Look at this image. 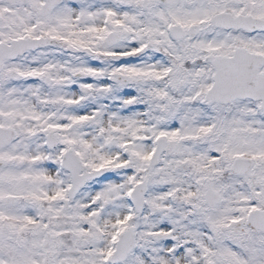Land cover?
<instances>
[{
	"label": "snow or ice",
	"instance_id": "obj_1",
	"mask_svg": "<svg viewBox=\"0 0 264 264\" xmlns=\"http://www.w3.org/2000/svg\"><path fill=\"white\" fill-rule=\"evenodd\" d=\"M0 264H264V0H0Z\"/></svg>",
	"mask_w": 264,
	"mask_h": 264
}]
</instances>
